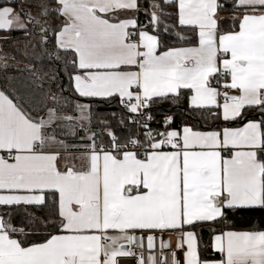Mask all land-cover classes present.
I'll return each instance as SVG.
<instances>
[{
    "label": "snow or ice",
    "instance_id": "6c2138e0",
    "mask_svg": "<svg viewBox=\"0 0 264 264\" xmlns=\"http://www.w3.org/2000/svg\"><path fill=\"white\" fill-rule=\"evenodd\" d=\"M10 69L0 264H264V0H4Z\"/></svg>",
    "mask_w": 264,
    "mask_h": 264
},
{
    "label": "trees",
    "instance_id": "16d2710c",
    "mask_svg": "<svg viewBox=\"0 0 264 264\" xmlns=\"http://www.w3.org/2000/svg\"><path fill=\"white\" fill-rule=\"evenodd\" d=\"M4 0H0V3H3ZM226 17L230 15V13L224 14ZM143 19V17H141ZM14 36H20V33H13ZM18 59L21 60V63L19 64L20 68H23L25 64H29L30 61L25 59L22 55L18 56ZM33 64H38L37 61H32ZM44 64L46 65L47 69L51 70H60L62 68V61L61 62H54L50 60H45ZM6 75H14L17 77L27 75V73H21L17 72L15 70L10 69L8 73H4L3 71H0V86H4L5 84V76ZM60 79L63 81L64 85L67 87V79L63 73V71H60ZM49 84L51 85L52 91H56V83L55 81L46 80L44 82V88H48ZM17 87L20 88L21 92H31L34 89V86L28 85V87H22L20 84H17ZM37 93H39V89H35ZM115 110L114 105H94L93 111L96 119H106L109 117V114ZM189 122L191 123H198L199 125L203 126L204 121L199 120L198 118H192ZM177 123H179V118H177ZM209 126H211L209 124ZM232 219L235 222V225L238 229L241 228H247L250 224H252L255 221L264 222V211L260 210H252V211H240L236 213ZM201 236V244L207 245L210 240L211 230L210 229H197ZM207 254V253H206Z\"/></svg>",
    "mask_w": 264,
    "mask_h": 264
},
{
    "label": "built area",
    "instance_id": "2783aa9c",
    "mask_svg": "<svg viewBox=\"0 0 264 264\" xmlns=\"http://www.w3.org/2000/svg\"><path fill=\"white\" fill-rule=\"evenodd\" d=\"M168 238L171 239L173 246H175V244H176V234H171ZM144 255L147 257L148 252L145 251Z\"/></svg>",
    "mask_w": 264,
    "mask_h": 264
}]
</instances>
